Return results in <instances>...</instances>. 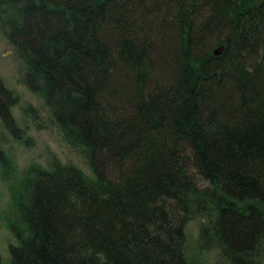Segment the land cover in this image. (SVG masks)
<instances>
[{"label":"trees","instance_id":"1","mask_svg":"<svg viewBox=\"0 0 264 264\" xmlns=\"http://www.w3.org/2000/svg\"><path fill=\"white\" fill-rule=\"evenodd\" d=\"M0 29L95 177L31 167L8 264H192L196 216L264 264V0H0Z\"/></svg>","mask_w":264,"mask_h":264},{"label":"rangeland","instance_id":"2","mask_svg":"<svg viewBox=\"0 0 264 264\" xmlns=\"http://www.w3.org/2000/svg\"><path fill=\"white\" fill-rule=\"evenodd\" d=\"M24 77L23 62L0 29V78L20 100V104L12 110L16 128L20 131L18 138L0 121V140L10 164L5 173L0 169V255L3 264L10 262V246L16 244L11 226L18 222V214L11 196L20 191L25 174L31 167L51 169L56 164L71 165L81 170L90 180L95 178L85 153L64 141L40 98L25 85ZM195 179L201 186H207L198 176ZM205 224L204 216L193 217L189 222L186 229L188 258L192 264H225L219 256L216 243L202 241Z\"/></svg>","mask_w":264,"mask_h":264},{"label":"bare ground","instance_id":"3","mask_svg":"<svg viewBox=\"0 0 264 264\" xmlns=\"http://www.w3.org/2000/svg\"><path fill=\"white\" fill-rule=\"evenodd\" d=\"M221 48H223V49H224V52H225V50H226V48H227V45L224 44V45H220V46H218L217 48H215V49L212 51V53H211L212 56H213V57H220L221 55H220V56H217L215 51L218 50V49H221ZM33 94H34V93H33ZM34 95H36V94H34ZM36 96H38V95H36ZM38 97H39V96H38ZM39 98H40V100H41V102H42V104H43V108H44L45 111L49 114V118L51 119L53 125L55 126V128L59 129L56 120L51 116V114H50V110L46 107V105H45V103H44L42 97H39ZM10 99H11V100H10V106H9V111H8L9 115L7 116V118H4V117L2 116V115L4 114V111H1V112H0V121H1V123L3 124V126H4L8 131H10V132L12 133V135H13L14 137H17V138H18L17 134H18V132H20V131L16 128L15 121H14V117H13V114H12V110H14V108L17 107V106L20 104V100H19L18 96H16L15 94H11ZM6 113H7V112H6ZM13 122H14V124L12 125ZM9 129H11V130H9ZM3 157H4V159H7V156H6L5 150L3 149V147H2V143H1V140H0V159L2 160ZM0 169H1V168H0ZM29 174H30V173H29V170H28L27 173L25 174V177L27 178V176H29ZM16 243H17V240H16Z\"/></svg>","mask_w":264,"mask_h":264},{"label":"water","instance_id":"4","mask_svg":"<svg viewBox=\"0 0 264 264\" xmlns=\"http://www.w3.org/2000/svg\"><path fill=\"white\" fill-rule=\"evenodd\" d=\"M215 52H216L217 56H220V55H222L224 53V49L221 48V49L216 50Z\"/></svg>","mask_w":264,"mask_h":264}]
</instances>
